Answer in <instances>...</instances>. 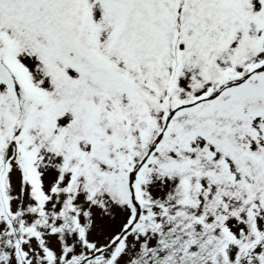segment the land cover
Returning a JSON list of instances; mask_svg holds the SVG:
<instances>
[{"label":"snow or ice","instance_id":"1","mask_svg":"<svg viewBox=\"0 0 264 264\" xmlns=\"http://www.w3.org/2000/svg\"><path fill=\"white\" fill-rule=\"evenodd\" d=\"M0 264H264V0H0Z\"/></svg>","mask_w":264,"mask_h":264}]
</instances>
